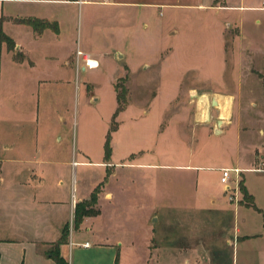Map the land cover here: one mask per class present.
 Returning <instances> with one entry per match:
<instances>
[{
  "label": "crops",
  "instance_id": "obj_1",
  "mask_svg": "<svg viewBox=\"0 0 264 264\" xmlns=\"http://www.w3.org/2000/svg\"><path fill=\"white\" fill-rule=\"evenodd\" d=\"M246 11H264V0H0V29L8 38L0 39V95L7 94L6 104L0 96V264H60L49 255L55 250L67 264H127L128 255L132 264L173 262L174 231L156 229V221L163 212L229 214L226 187L235 181H221L224 168L237 169L253 208L262 212L247 174H264L256 170L264 163V110L240 94L244 87L254 92V85L262 92L264 71L238 69L226 78L224 70L215 84L203 75L187 86L184 100L166 102L147 128V119L135 111L140 105L129 98L135 76L151 71L182 43L216 42L225 53L226 32L236 30L232 42L241 35ZM29 20L42 25L35 28ZM77 50L97 60L94 68L111 56L124 75L114 80L115 97L122 81L126 102L115 116L98 180L90 177L88 148L81 146L82 161L71 165L58 128L41 116L43 94L62 92L78 69H94L77 60ZM247 104L252 124L245 121L251 120ZM190 130L222 140L216 164L196 163L192 154L161 156L165 138ZM146 137L149 144L142 143ZM207 154L200 160L210 161ZM84 201L95 212L75 223L76 204ZM99 221L102 227L93 230ZM243 235L241 241L256 236ZM160 236L167 239L162 243Z\"/></svg>",
  "mask_w": 264,
  "mask_h": 264
},
{
  "label": "rangeland",
  "instance_id": "obj_2",
  "mask_svg": "<svg viewBox=\"0 0 264 264\" xmlns=\"http://www.w3.org/2000/svg\"><path fill=\"white\" fill-rule=\"evenodd\" d=\"M244 18L241 35L234 42H232V37L236 30L226 32L225 53H221L222 47L216 42L202 45L182 43L176 48L174 54L164 58L151 71L135 76L133 83L129 86L131 90L129 98L132 103L140 105L135 111H139L141 118L147 119L142 128L149 127L152 120L161 115L166 102L174 99L184 100L186 97L184 91L187 86L198 83L203 75H207L215 84L217 81L214 80H218L219 73L224 70L225 75L227 74L226 78H229L230 73H236L238 69L253 75L256 72L254 68L264 71V11H246ZM99 61L101 63L99 68L86 71L78 69L77 72L74 71L69 75L68 83L65 84L62 92L43 94L41 109V116L45 121L49 124L54 122V126L58 128V134L62 135V146H68L69 154L67 155L71 165L74 161H82L78 153L81 146L88 148L85 158L91 162L88 166L90 177L96 176L97 180L105 169L99 162L107 161L103 152V143L116 107L114 80L118 76H124L120 72V61L111 56L105 60L100 58ZM146 63L151 62L146 61ZM177 80H182V87H177ZM260 82L263 84L262 92H259L257 85L253 87L254 92H249L244 87L240 97L246 103L257 102L261 110H264L263 79ZM121 86H123L122 81H118L117 91L123 90ZM153 95L156 97L152 98ZM195 95L197 94L189 100H196ZM0 96L4 97L2 101L6 104L7 94ZM93 97L97 100L93 101ZM151 99H154L153 102ZM147 108L150 109V114L146 115L143 112ZM251 108L250 105L245 107V115L248 116L247 118L250 117L249 119L253 118ZM123 117V115L118 116L116 120ZM245 121H250L252 124L251 121L254 120L246 119ZM51 128L49 127V130ZM165 139L158 148L162 151L161 156H166L164 158L172 154L177 158L192 154L196 163L216 164L217 156L222 155V140H218L216 136L206 140L199 131L191 132L190 130L170 135ZM141 140L142 143L149 144L150 142V138L147 137ZM203 152H208L210 161L200 160ZM259 167H264V163L260 162L256 168ZM247 176L248 183L257 195L255 204L262 209V212L253 206L249 208L242 206L237 209L235 203L246 206L250 205L252 200L248 196H243L240 190V183L243 179L236 173L235 178L230 177L228 180L235 181L230 185L236 191L235 199L230 200L231 203L227 201L229 204L226 209L229 214L226 211L219 214H201L186 210L160 214V219L155 223L156 229L174 231V236H170L169 240L175 244L173 250L175 261L164 264H233L232 256L235 258L234 264H264V235H260L264 232V174L248 173ZM214 178L216 179L215 176ZM75 225L73 222L70 223L73 228ZM101 225L102 221L96 222L93 230L99 229ZM237 225L240 232L234 234V226L237 227ZM86 226L87 224L84 225ZM142 230L145 232L146 229ZM245 233L256 236L248 241H241L246 237L243 235ZM76 234H79V237L86 236L85 233ZM86 238L91 240L87 236ZM156 238L162 243L163 239H167L163 236ZM249 247L253 252L245 251V248ZM255 248H261L262 251L258 249L256 251ZM187 259L189 262L185 263ZM131 260V256L128 255L127 264H132Z\"/></svg>",
  "mask_w": 264,
  "mask_h": 264
},
{
  "label": "trees",
  "instance_id": "obj_3",
  "mask_svg": "<svg viewBox=\"0 0 264 264\" xmlns=\"http://www.w3.org/2000/svg\"><path fill=\"white\" fill-rule=\"evenodd\" d=\"M29 22L32 23L35 26V28H39L42 25V22L39 20H29ZM0 39L8 41V38L2 33L1 29H0ZM263 81H264V77H263ZM116 97H117V107H116V110L113 114V119L111 122L110 130L106 134L105 142H104V151H105V156L107 158H108L109 151H110V149H109L110 131L114 130L116 127L117 123L114 119H115V116L117 115V113L124 107V104L126 102V91H124V90H122L120 92L117 91ZM240 190L242 191L244 197H246V196L249 197V195L247 194L246 188L244 187L242 182L240 183ZM94 201H95V195H93L91 197V202H94ZM88 205H89V202H85V201L79 202L76 204L75 223H79L83 216L90 215V214H93V212H95L92 209H87ZM250 205L253 206V202ZM60 241H62V238ZM49 255L51 257H53L58 263L67 264V262L59 255L57 250H55L53 252L52 251L49 252Z\"/></svg>",
  "mask_w": 264,
  "mask_h": 264
},
{
  "label": "built area",
  "instance_id": "obj_4",
  "mask_svg": "<svg viewBox=\"0 0 264 264\" xmlns=\"http://www.w3.org/2000/svg\"><path fill=\"white\" fill-rule=\"evenodd\" d=\"M76 58L77 60L81 58V60L83 61L84 63V66L87 67V68H94L98 65V62L96 59L92 58L89 54H86L80 50H77L76 51ZM263 165V164H262ZM264 167H259V168H256V170H263ZM234 171L237 173V169H230V168H224L223 169V176L221 177V181L223 183H228V180H229V177H230V173ZM236 188V187H235ZM226 190L228 192V199L229 200H232V199H235L236 197V191L234 190L233 186L231 185H227L226 187ZM83 245H88V243H84Z\"/></svg>",
  "mask_w": 264,
  "mask_h": 264
},
{
  "label": "bare ground",
  "instance_id": "obj_5",
  "mask_svg": "<svg viewBox=\"0 0 264 264\" xmlns=\"http://www.w3.org/2000/svg\"><path fill=\"white\" fill-rule=\"evenodd\" d=\"M199 98H204L203 96H199Z\"/></svg>",
  "mask_w": 264,
  "mask_h": 264
},
{
  "label": "water",
  "instance_id": "obj_6",
  "mask_svg": "<svg viewBox=\"0 0 264 264\" xmlns=\"http://www.w3.org/2000/svg\"><path fill=\"white\" fill-rule=\"evenodd\" d=\"M213 104H215V102H213Z\"/></svg>",
  "mask_w": 264,
  "mask_h": 264
}]
</instances>
